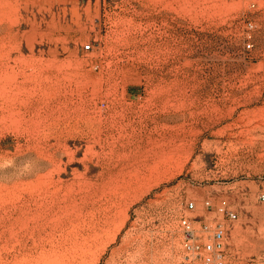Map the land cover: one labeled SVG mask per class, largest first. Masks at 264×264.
Masks as SVG:
<instances>
[{
    "label": "rangeland",
    "instance_id": "rangeland-1",
    "mask_svg": "<svg viewBox=\"0 0 264 264\" xmlns=\"http://www.w3.org/2000/svg\"><path fill=\"white\" fill-rule=\"evenodd\" d=\"M262 195L264 0H0V264H264Z\"/></svg>",
    "mask_w": 264,
    "mask_h": 264
},
{
    "label": "built area",
    "instance_id": "built-area-1",
    "mask_svg": "<svg viewBox=\"0 0 264 264\" xmlns=\"http://www.w3.org/2000/svg\"><path fill=\"white\" fill-rule=\"evenodd\" d=\"M251 47L250 44L247 45ZM91 49L89 44L84 46V50ZM264 200V195L261 196ZM205 207L213 210L210 202L205 203ZM189 211H195L196 205L190 202L187 205ZM217 222L213 226L206 225L203 236H199L190 225L188 219L183 218L181 223L185 228L186 242L185 248L188 252V264H228L226 261V240L229 227L238 220V213L230 208L221 207L218 211ZM227 221V223L225 222Z\"/></svg>",
    "mask_w": 264,
    "mask_h": 264
}]
</instances>
